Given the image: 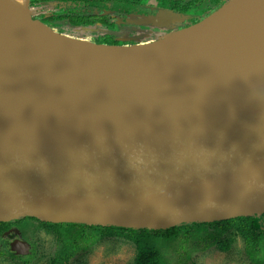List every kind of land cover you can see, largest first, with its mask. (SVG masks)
<instances>
[{"label":"water","instance_id":"1","mask_svg":"<svg viewBox=\"0 0 264 264\" xmlns=\"http://www.w3.org/2000/svg\"><path fill=\"white\" fill-rule=\"evenodd\" d=\"M26 8L92 60L0 18V223L159 231L261 217L264 23L161 55L150 46L187 28L100 45L35 20L30 0ZM7 246L31 251L22 240Z\"/></svg>","mask_w":264,"mask_h":264},{"label":"trees","instance_id":"2","mask_svg":"<svg viewBox=\"0 0 264 264\" xmlns=\"http://www.w3.org/2000/svg\"><path fill=\"white\" fill-rule=\"evenodd\" d=\"M88 1L30 0V6L39 9V13L34 15L33 18L47 25L55 32L75 36L77 33H87L89 30H92L93 33L107 30L106 33L110 34V37L114 35L111 29L101 30L103 26H99L96 29L95 27H89L87 25V19L92 17L88 15L87 8L92 7L95 14L102 13L106 11L105 8H108L111 3L105 0H97L96 2ZM205 1L208 0H203L202 5L206 3ZM122 3L126 5L120 4L113 12L127 14L137 10V15L142 17L146 15L134 5L126 2ZM110 11L112 10L110 9ZM77 13L82 14L78 21L75 18ZM198 13H201V11ZM200 19H197L196 22ZM23 219L31 221L39 229H45L47 232L57 236L59 251L51 259L50 264H68L70 259L79 252L87 250L93 244L103 239L114 237L123 238L135 245L137 250L135 264H186L190 258L189 252L191 250L197 248L205 251L210 247L217 246L222 251H228L231 250L238 236L242 237L245 241V247L248 253L256 261L259 259L262 261L264 257V213L260 218L256 216H241L212 223L198 222L182 224L175 228L159 231L87 226L83 224H52L40 222L35 218ZM23 219L0 223V257L5 255V253L14 257L16 256L10 253L6 247L7 235L9 233L12 232L10 235L12 238L20 236L27 240L30 234L37 230L36 227L33 230L22 227ZM30 247V250H32V248H35V245L30 244ZM35 250L30 251L27 255H19L16 257L22 258L21 260L25 264H31L33 263ZM170 254H172V257Z\"/></svg>","mask_w":264,"mask_h":264},{"label":"rangeland","instance_id":"3","mask_svg":"<svg viewBox=\"0 0 264 264\" xmlns=\"http://www.w3.org/2000/svg\"><path fill=\"white\" fill-rule=\"evenodd\" d=\"M138 1L146 5L150 4L151 6L160 7V14L157 16L130 21L133 24L150 25L148 27H140L141 30H139V27L134 29V32H138L140 36L144 35V38L147 40H141L139 42L141 44L157 40L159 38L157 36L169 32L170 30V32H173V28L176 27L173 25L182 20V17L177 12L182 13L187 7L188 9L192 8L190 4L194 5L193 2H195V0H184L181 4V8L177 9V12H175L169 10V7L167 8L166 5L162 3L163 0ZM32 10L34 15L39 13V9L35 7H33ZM22 222V227H27L30 230H33L34 227L37 228V230L30 234L27 241L35 245V248H32V250L36 249L33 263L31 264H50L51 259L54 258L59 251L57 236L47 232L45 229H39V227L33 225L34 223L31 221L23 219ZM170 255L172 257V254ZM136 256L137 250L132 242L126 241L123 238L114 237L103 239L93 244L87 250L79 252L70 259L68 264H135ZM189 256L190 258L187 260L186 264H264V257L262 261H260L259 258H257L259 260L256 261L248 253L245 247V241L240 236L236 238L231 250L222 251L217 246L210 247L205 251L195 248L189 252ZM21 259L20 257L17 258L16 256L14 257L5 253V255L0 257V264H25ZM168 259L171 261L170 258Z\"/></svg>","mask_w":264,"mask_h":264},{"label":"bare ground","instance_id":"4","mask_svg":"<svg viewBox=\"0 0 264 264\" xmlns=\"http://www.w3.org/2000/svg\"><path fill=\"white\" fill-rule=\"evenodd\" d=\"M27 0H0V18L8 21L14 29L53 41L58 47H66L70 58L92 60L81 48L65 45L58 38L49 35L46 28L31 21L27 12ZM264 23V0H232L224 9L212 18L196 26L187 28L152 44L151 49L158 54L173 53L178 48L193 46L200 48L211 35H219L236 29V35L242 37L245 31L257 34L262 27L254 25V21ZM49 42V41H48Z\"/></svg>","mask_w":264,"mask_h":264},{"label":"flooded vegetation","instance_id":"5","mask_svg":"<svg viewBox=\"0 0 264 264\" xmlns=\"http://www.w3.org/2000/svg\"><path fill=\"white\" fill-rule=\"evenodd\" d=\"M90 1L96 2L97 0H90ZM105 1L110 2L111 4L108 8H105L106 11H104L102 13H96L95 14L94 9L92 7L87 8L88 15L92 16L91 18L87 19V21H88L87 25L89 27H95L96 29L99 26H103V28H101V30L102 29L103 30L111 29V31L114 32V35H112L110 37L109 36L110 34L106 33L107 30L103 31V32L97 31L94 33L92 30H89L87 33H85V32L77 33L75 35L77 38L86 39V40L94 42L96 44L109 45V46L136 45V44H139V42L141 40H146L144 38V35H141L142 36L141 37L138 32H134V29H137L139 27V30H141L140 27H148L150 25L133 24L130 21H134V20L136 21V20L142 19V18H149V17H153V16L160 14V7L159 6H157V7L151 6L150 4L146 5L143 2H140L138 0H105ZM183 1L184 0H163L162 3L165 4L167 8L169 7V10L177 12V9L181 8V4ZM202 1L203 0H195V2H193L194 5L190 4L192 6V8L188 9V7H187L182 13L177 12L182 17V20L173 25L176 27L173 28L172 31H174L175 29L176 30L185 29V28H188L192 25L200 23L201 21H203L207 17H209L212 13H214L219 8H221L227 2L226 0H208V1H205L206 3H204L202 5ZM87 2H89V1L87 0ZM122 2H126V3L134 5L135 7L140 9L143 12V14H146V15L144 17L137 15V10L131 11L130 13H127V14H123L122 12H119V13L113 12L118 6H120V4H123ZM123 5L125 6L126 4H123ZM110 9L112 11H110ZM199 11H201V13H198ZM81 16H82L81 13H77L75 15L76 21H78V19ZM197 19H200V20H198V22H196ZM130 29H131V32H130ZM170 31L165 32V33H163L157 37H161L166 33H170ZM108 37H109V39H108ZM123 43H128L129 45L123 44ZM11 234H12V232L7 235V238H8L6 240V242H7L6 247L7 248H8L7 244L11 243L15 240H22V241L27 242L29 239L28 238L26 240L25 238L20 237V236L12 238V236H10ZM9 252L12 253L10 250H9ZM14 255H16V254H14ZM16 256H19V255H16Z\"/></svg>","mask_w":264,"mask_h":264}]
</instances>
